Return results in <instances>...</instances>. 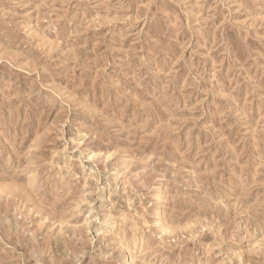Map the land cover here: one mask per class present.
Wrapping results in <instances>:
<instances>
[{
  "label": "rangeland",
  "instance_id": "1",
  "mask_svg": "<svg viewBox=\"0 0 264 264\" xmlns=\"http://www.w3.org/2000/svg\"><path fill=\"white\" fill-rule=\"evenodd\" d=\"M0 264H264V0H0Z\"/></svg>",
  "mask_w": 264,
  "mask_h": 264
}]
</instances>
